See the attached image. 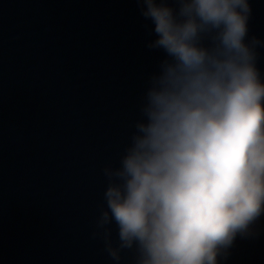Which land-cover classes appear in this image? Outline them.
<instances>
[{
    "label": "water",
    "instance_id": "obj_1",
    "mask_svg": "<svg viewBox=\"0 0 264 264\" xmlns=\"http://www.w3.org/2000/svg\"><path fill=\"white\" fill-rule=\"evenodd\" d=\"M142 7L0 0V264H115L92 237L103 168L119 166L168 58L148 47L157 34ZM256 66L264 80L258 54ZM251 231L218 264H264V214Z\"/></svg>",
    "mask_w": 264,
    "mask_h": 264
},
{
    "label": "clouds",
    "instance_id": "obj_2",
    "mask_svg": "<svg viewBox=\"0 0 264 264\" xmlns=\"http://www.w3.org/2000/svg\"><path fill=\"white\" fill-rule=\"evenodd\" d=\"M167 59L119 166L105 165L92 237L119 264H218L264 214V80L248 0H138ZM116 238L113 239L112 225Z\"/></svg>",
    "mask_w": 264,
    "mask_h": 264
}]
</instances>
